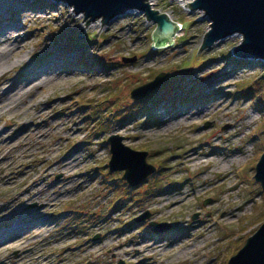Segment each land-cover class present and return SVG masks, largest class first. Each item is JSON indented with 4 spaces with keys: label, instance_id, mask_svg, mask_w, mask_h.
<instances>
[{
    "label": "rangeland",
    "instance_id": "obj_1",
    "mask_svg": "<svg viewBox=\"0 0 264 264\" xmlns=\"http://www.w3.org/2000/svg\"><path fill=\"white\" fill-rule=\"evenodd\" d=\"M2 1V24L15 20L28 39L21 63L0 81L18 80L33 63L54 65L43 84L10 97L0 85V103L10 106L0 113V232L16 224L28 232L34 221H49L21 242L0 234V264H226L264 221V190L254 179L264 151V60L232 53L242 34L196 54L207 14L179 0H152L154 10L181 25L170 47L151 48L156 24L139 10L83 42L77 30L84 14L72 6ZM100 24L85 28V41ZM161 71L167 76L153 96L130 99L134 87ZM30 123L47 134L6 140ZM111 135L145 151L154 172L130 186L123 171H110ZM199 151L204 155L186 161ZM67 153L77 163L61 161ZM144 212L148 218L135 221ZM18 215L24 221L15 222ZM150 221L171 226L154 233ZM154 242L165 244L162 254H147Z\"/></svg>",
    "mask_w": 264,
    "mask_h": 264
},
{
    "label": "water",
    "instance_id": "obj_2",
    "mask_svg": "<svg viewBox=\"0 0 264 264\" xmlns=\"http://www.w3.org/2000/svg\"><path fill=\"white\" fill-rule=\"evenodd\" d=\"M55 2L72 6L74 14H84L85 23L77 30V37L83 42L95 40L102 26L108 21L133 9L143 12L147 21L156 24L151 34V48L155 50L170 47L173 44L172 37L181 26L169 19L165 13L152 9L148 0H55ZM184 6L191 11H203L209 17V29L205 32L196 54L216 41L238 32L242 34L243 39L232 49V53L253 61L264 60V0H193ZM96 19H101L100 29L89 35V41H85V28L89 26V21ZM135 59L136 57H123L121 60L123 63H132ZM166 76L167 72L161 71L152 80L134 87L129 92L130 99L137 101L148 96L161 86ZM121 140L122 137L118 135H111L107 139L111 154L108 169L123 171L122 179L128 185L134 186L152 174L155 167L146 162L145 151L133 150L125 146ZM254 179L264 190V151L255 165ZM148 216L149 213L144 212L135 221H144ZM196 217L197 214L192 216ZM149 225L154 233L163 232L171 226L155 221H150ZM226 264H264V221L246 238L238 251L229 257Z\"/></svg>",
    "mask_w": 264,
    "mask_h": 264
},
{
    "label": "bare ground",
    "instance_id": "obj_3",
    "mask_svg": "<svg viewBox=\"0 0 264 264\" xmlns=\"http://www.w3.org/2000/svg\"><path fill=\"white\" fill-rule=\"evenodd\" d=\"M179 1L183 5L187 4V1L185 0H179ZM148 3L153 9L154 4L152 0H148ZM1 7H7L6 2L4 1L0 2V8ZM131 13L139 14V11L132 10ZM159 13H162V12L159 11ZM164 13L167 15L169 19H171V16L168 13L166 12ZM79 15L80 13L77 14V16ZM5 22L11 23L12 26H6L7 24L6 25L2 24V21L0 20V77L4 75L10 68H13L14 65H19L21 63V59L18 55L19 49L24 47L26 40L28 39L27 37H24L23 34L19 33V29H17L16 27L17 23L15 20H6ZM99 24H100L99 19H96L94 21H91L89 26L97 27L99 26ZM30 65L31 66H29L26 74H24V76L20 77L18 80H15V78L11 75V76H6L4 80L0 81V85L2 84L5 85L4 92H6V94H8L9 97L13 95L14 93H16L17 91L27 87L28 85L32 83H35L36 85L43 84V81H41L42 76L48 72V70L54 65V63H51V61H47L45 62V64L44 63H38V64L33 63ZM32 65H43V66H39L37 70H35V67ZM8 108H10V106L8 105L2 106L0 103V113L4 111V109H8ZM5 123L8 125V127H12L15 125V123L11 120L6 121ZM37 128L38 127L36 125H34L33 123H30L25 128H21L17 130L16 132H14L13 134H11L10 136H8L6 140H10V142L11 141L18 142L20 141V139L24 137H28V136H30L32 139H34L35 137L43 138L47 133L43 131L42 129L38 131ZM4 132H5L4 130L0 129V136ZM21 144L23 145V142H21ZM201 154L204 155V152L199 151V152H195V154H190L187 156L186 161L187 162L193 161L194 158H196L197 156ZM2 158H4V156H2ZM214 159L215 158H209L208 159L209 161H206V163H210ZM60 160L64 162L71 161L73 163H77V156H75L74 153L73 154L67 153V154L62 155ZM223 163L226 165V162H223ZM224 164H222V167H220L221 170L225 167ZM172 203H175V202H172ZM17 221L19 222L24 221L23 217L20 215L16 216L15 222ZM47 225H49V221L46 219H42L39 221H34V226H35L34 229L28 232H22L21 230L24 228V226L22 224H16L8 228L6 233L3 234L4 231H2L0 232V234H3V236L6 237L5 238L6 240L13 239L18 242L19 241L21 242L23 239H26V237L29 235V232H32V231L36 232L42 228H45ZM164 247H165V244L154 242V244L148 245L149 251L147 252V254L150 255L157 250H159L160 254H162Z\"/></svg>",
    "mask_w": 264,
    "mask_h": 264
},
{
    "label": "trees",
    "instance_id": "obj_4",
    "mask_svg": "<svg viewBox=\"0 0 264 264\" xmlns=\"http://www.w3.org/2000/svg\"><path fill=\"white\" fill-rule=\"evenodd\" d=\"M154 94H155V91L151 92L148 96H150V95L153 96Z\"/></svg>",
    "mask_w": 264,
    "mask_h": 264
},
{
    "label": "built area",
    "instance_id": "obj_5",
    "mask_svg": "<svg viewBox=\"0 0 264 264\" xmlns=\"http://www.w3.org/2000/svg\"><path fill=\"white\" fill-rule=\"evenodd\" d=\"M191 1H193V0H191ZM191 1H190V2H191ZM190 2L188 1V3H190ZM179 29H180V28H179Z\"/></svg>",
    "mask_w": 264,
    "mask_h": 264
}]
</instances>
